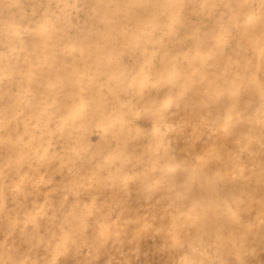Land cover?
I'll list each match as a JSON object with an SVG mask.
<instances>
[{"label":"rangeland","instance_id":"obj_1","mask_svg":"<svg viewBox=\"0 0 264 264\" xmlns=\"http://www.w3.org/2000/svg\"><path fill=\"white\" fill-rule=\"evenodd\" d=\"M254 1L0 0V264H264V55L240 48L264 0L234 18ZM193 32L228 41L169 86ZM219 54L246 76L233 98L208 93Z\"/></svg>","mask_w":264,"mask_h":264},{"label":"bare ground","instance_id":"obj_2","mask_svg":"<svg viewBox=\"0 0 264 264\" xmlns=\"http://www.w3.org/2000/svg\"><path fill=\"white\" fill-rule=\"evenodd\" d=\"M177 1L181 2L182 0H177ZM258 7H259V3H258L257 0H255L253 4L249 5V7L245 8V9H237V10H235L236 12L234 14L235 15L234 18L238 17V15L239 16H246V17L251 18L255 14V12L258 10ZM192 31H194V29ZM242 32H243V35H242V39L241 40L243 42H242V46H240V48L243 49L244 45L248 41H250L252 43V45H251L252 49L255 52H257V57L259 58V60L262 59V57L264 55V30L257 32V34H251V35L247 34L245 32V30H243V29H242ZM126 35H127V33H125V36ZM192 35L195 37L194 38L195 44H192V46H187V48H185L183 50H182L183 47L181 45L177 46L176 49H175V54L172 56V58L170 60L171 64L168 67L164 68V71L161 74V76H163V77L166 76L167 81H168L167 85H169V86H171V85L176 86L177 85V80H178V75H179L178 68H179V66L182 65L180 63H182V61L188 62L189 61L188 60V58H189L188 56L191 55L192 53H195L196 50L198 49L199 45H201V43L205 41V40L203 41L199 37H197L195 32H193ZM219 39H220L221 42H227L228 41L227 38L215 37V41L211 39V40L205 41V42H207V45L209 46V48H213V51H216V47H217V42L216 41H218ZM47 40L50 41V38H44V44L46 43L45 45H47V49H48L50 44L48 42H46ZM144 47H146V45L144 43L143 44H141V42H136L135 43V48L138 49V51H137V54L134 56V58L137 59L135 61H140V62L143 61L142 64L146 63V62H144L145 53H146ZM158 53H159V50L158 49L157 50L154 49L150 53L149 57H151V59H152ZM218 57H219V60L217 62L218 66L222 70H224V74H222V75H220L218 77L217 76L214 77V81L210 80V79L216 73L210 75V77L206 76V79L213 83V85L208 90V93L211 96H218L221 92L225 93V92L228 91L229 92V97H231L235 90H237L239 88H240V90H242L244 88L245 82H246V76L244 74L239 73L240 70H235V71H233L232 74H225V69H227V67H228L227 61L225 59V56L219 54ZM207 58H210V56L206 54V55L201 57L200 61L206 62ZM235 60L237 61V57H235ZM150 61H149V63H150ZM213 64L217 65L216 62H214ZM192 69H193V64L191 63V64L188 65V70L190 71ZM143 71H144L143 72V77L145 78V80H147L148 77L150 76L149 71L148 72L146 70H143ZM252 72H251V74H252L251 75L252 76L251 83L255 85L257 83H256V80H255ZM219 80H224L225 84H221L219 82ZM30 89H31V87L29 88V90ZM181 90H183V88H181ZM262 90H263V87L259 86L257 93H259L260 95L259 94L257 95L258 98L259 97L261 98V94H264V92ZM184 91H186V89ZM133 96L135 97V99H137V98L139 99V94L137 93V91L133 93ZM233 96H232V98H233ZM232 98L230 99L231 103H238V100L240 102V99H238L236 101H233ZM246 100L247 99H244L241 103L245 104ZM96 107H99V108H95V112H94L95 116L94 117L92 116L94 118V119H92L93 122H95L97 120H100V117H101L100 112L104 108L102 106H99L98 104H97ZM133 109H134V107L130 108L129 110L131 111ZM108 113H109L110 118L111 119H115L116 121H118V123L124 121V113L123 112H119L117 110L111 109L110 111H108ZM213 114L214 115L216 114L217 121H219V123H220V121L224 120V122H226L225 126L226 127L229 126V123L226 120V118L228 116L226 114H224L223 109L216 110ZM96 115L98 116L99 119L98 118L96 119ZM238 115H239V113H238ZM105 129H108V128L105 127ZM256 139L259 142V139L257 137H256ZM249 146H250V142L246 146V150L247 151L249 149ZM254 158H255V163L258 164V166H261L259 164H262V163L260 161H257V159H259V158H256L255 156H254ZM9 160H10V158H9ZM242 169H243V167L239 168L240 172L242 171ZM124 176L128 177L127 174H125ZM144 188L145 187L143 185H141L139 187V192L142 191ZM236 189L239 190L240 193H241L240 196H237L238 199L235 198V196H233L232 194L230 195L231 198L234 197L233 200L236 203L242 202L241 199H243L244 196L246 197V196H249L251 193H253L251 186H247V185L240 184V183L238 184V187ZM246 213L249 215L251 212L250 211H246ZM261 214H262L261 218H264V213H261ZM250 215H252V213ZM254 219H257V215H254ZM236 261H238V259H236Z\"/></svg>","mask_w":264,"mask_h":264}]
</instances>
